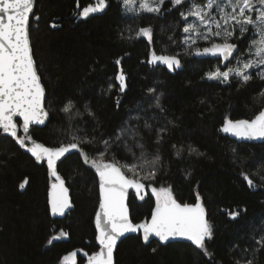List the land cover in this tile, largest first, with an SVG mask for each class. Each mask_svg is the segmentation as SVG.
Returning a JSON list of instances; mask_svg holds the SVG:
<instances>
[{
	"label": "trees",
	"instance_id": "16d2710c",
	"mask_svg": "<svg viewBox=\"0 0 264 264\" xmlns=\"http://www.w3.org/2000/svg\"><path fill=\"white\" fill-rule=\"evenodd\" d=\"M35 1L29 37L46 91L49 121L42 129L33 128L32 137L47 147L67 144L73 133L83 135L76 130L79 124L97 140L108 138L139 113L141 123L146 118L153 125L145 142L150 152L158 149L160 163L157 177L143 181L149 194L141 201L130 195L132 222L150 219L156 203L152 187H169L178 203H201L213 228L212 238L206 241L211 256L191 242L144 245L139 236H130L117 247L114 264H236L237 259L251 258L253 250H257L254 264H264V249L256 243L264 236V180L260 178L264 168L253 165L254 159L264 158V143L239 144L220 132L227 119H252L258 113L264 97L257 93L264 81L254 78L241 87L235 80H208L207 73L217 67L227 69L219 60L193 57L195 47L209 45L201 40L188 48L184 22L176 10L160 17H133L125 15L118 0H107L109 7L103 15L77 21L90 0ZM148 27L153 33L151 42L137 35L139 29ZM234 42L242 47L240 40ZM153 52L176 56L181 66L171 71L149 63ZM121 71L126 78L123 93L115 79ZM109 85H113L111 90ZM149 89L155 92L149 94ZM155 96L163 111L155 107ZM69 100L76 109L66 116L61 108ZM85 108L95 114V120L85 114L86 123L81 122L75 113L84 114ZM165 127L163 143L155 144L156 131ZM189 146L203 155H189ZM80 147L90 158H100L96 146L85 143ZM232 148L238 150V158ZM112 158L109 152L105 161ZM116 158L126 162L119 150ZM58 171L71 192L73 211L63 220H52L47 169L0 134V264H63L64 257L74 252L75 264H83L98 251L97 177L77 155L64 160ZM256 171L260 175H254ZM244 174L255 187L248 186ZM233 212L238 213L236 219L230 216ZM62 232L66 235L61 236ZM53 236L60 238L49 243Z\"/></svg>",
	"mask_w": 264,
	"mask_h": 264
},
{
	"label": "snow or ice",
	"instance_id": "6c2138e0",
	"mask_svg": "<svg viewBox=\"0 0 264 264\" xmlns=\"http://www.w3.org/2000/svg\"><path fill=\"white\" fill-rule=\"evenodd\" d=\"M119 2L125 15L133 17L144 14L160 17L167 12L178 11L181 21L184 22L182 31L186 34L184 43L188 48L191 50L192 46L201 40L209 45L195 47L192 54L218 57L219 63L224 64L227 69L221 70L217 67L215 71L207 73L208 80L221 83H231L235 80L241 87L248 85L254 78L264 81V0H119ZM34 6L35 0H0V134L13 138L21 148H26L37 162L46 161L50 176L54 177L49 193L52 214L63 215L71 206L68 189L57 172V162L71 150L80 151V145L92 144L99 151L100 158L90 160L86 153L83 158L85 162L90 160V166L99 176L100 204L96 214V229L100 249L88 257V264H113V252L119 238L125 233L140 231L145 243L153 236L165 243L183 239L190 241L206 256H211L206 241L212 238L213 228L206 219L204 207L199 202L195 205L178 203L169 187H152L151 192L156 203L150 221L134 224L130 220L126 204L129 189L134 190L141 200L144 199L143 181L154 180L157 177L160 163L158 149L154 153L150 152L145 142L146 133L150 135L153 132V125L146 118L141 123L142 117L139 113L131 115L108 138L101 136L97 140L78 124L75 126L76 130L83 132V135L77 136L73 133L71 141L67 144L46 147L32 140L31 126L44 125L49 115L44 106L45 88L38 75L30 47V16L34 15ZM105 7L106 0H98L96 6L85 7L79 15L87 18L89 14L99 12ZM137 35L151 42L152 29L141 28ZM235 40H240L242 47H238ZM151 56L149 63L161 62L170 70L181 66L176 56H158L155 52ZM116 64H120V61L117 60ZM115 79L119 82V91L123 93L126 90L123 71ZM112 87L113 85H109V90ZM148 92L152 94L155 89H149ZM257 96L264 97V84L261 85V91ZM154 99L155 107L163 111L159 96H155ZM74 109L75 103L69 100L62 106L61 111L67 116L72 114ZM75 114L81 117L82 123H86L83 121L85 114L95 120V114L87 108L84 114L79 110H76ZM15 118L22 120L19 127ZM20 128L23 135H18ZM221 131L238 140L264 141V105L252 119L235 121L227 119ZM165 132L166 127L156 131L155 144L163 143ZM27 142H31V147H27ZM117 150L126 157L125 163L116 158ZM109 152L113 153V158L111 162H106L105 157ZM232 152L234 157H239L236 148H232ZM176 154L181 155V151L178 150ZM188 154L203 155L192 146H189ZM127 159L131 162H127ZM253 165L264 168V158L254 159ZM253 174L260 175V172L256 171ZM260 178L264 180V176ZM244 179L249 187L256 186L247 174H244ZM20 187L23 188L24 184ZM230 216L236 219L238 213H230ZM60 235L66 234L62 232ZM59 238L53 236L52 240ZM52 240L49 243H52ZM256 243L264 249V236ZM256 251L253 250L251 258L237 259L236 264H254ZM75 256V252L65 256V264H75Z\"/></svg>",
	"mask_w": 264,
	"mask_h": 264
},
{
	"label": "water",
	"instance_id": "95a60500",
	"mask_svg": "<svg viewBox=\"0 0 264 264\" xmlns=\"http://www.w3.org/2000/svg\"><path fill=\"white\" fill-rule=\"evenodd\" d=\"M97 2H98V0H90V4L87 5L86 7H89V6H96ZM35 5H36V1H35ZM108 7H109V2L106 0V7H105L103 10H101V11H99V12L91 13V14H89V16H88L87 18H83V17H81V16L78 14L77 21H86V20H88V19H90V18H93V17H96V16H101V15H103V14L107 11ZM84 8H85V7H84ZM84 8H82V9L79 11V13L82 12ZM34 11H35V6H34V9H33V12H34ZM32 17H33V15L30 16V21H31V18H32ZM29 28H30V27H29ZM55 28H58V27H55ZM30 47H31V42H30ZM31 52H32V48H31ZM32 56H33V54H32ZM193 57H194V58H206V59H210V60H219L218 57H213V56H210V55H205V56H196V55H193ZM223 65H224V64H223ZM38 75H39V74H38ZM41 83H42V82H41ZM42 85H43V84H42ZM43 87H44V86H43ZM45 99H46V91H45ZM44 106H45V104H44ZM45 108H46V106H45ZM46 110H47V109H46ZM48 113H49V112H48ZM15 119L18 121V127H19V125L22 124V120H20V118H15ZM48 121H49V115H48V117H47L46 122H45L44 125H33V126H31V128H30V136H31L32 140H34L36 143H41V142L35 140V139L32 137V135H31V131H32V129H33V128L42 129V128H44V127L46 126V124L48 123ZM222 127H223V126H222ZM222 127H221V128H222ZM220 132H221L224 136L228 137L230 140H233V141H235V142H237V143H239V144L244 143V144H252V145H256V144H262V143H264V141H259V140H254V141H243V140H238L236 137H233V136H231L230 134L223 133V132L221 131V129H220ZM18 135H23L22 128H20V130L18 131ZM2 136L7 137V138H10V139L14 142V144L17 146V148H18L22 153L28 155V156H29V157L35 162V164L40 165V166H41V165H44L45 168L47 169V173H48V177H49V185H48V191H47V203H48L49 215H50V217H51L52 220H63V219H65V218H66V217H67V216L73 211V203H72V198H71V192H70L69 188L67 187L64 178L60 175V173H59V171H58V167H59V165H60L64 160H66L68 157H70V156H72V155H77V156H79L82 165H83L86 169H88L89 171L93 172V173L96 175V177H97V181H98V195H99V204H100L99 176H98L97 173L95 172V169L92 168V167L90 166V160H91L92 158L89 157V158H90L89 162H85V160H84V158H83V155L85 154V152L81 149V147H80V149H81L80 151H77V150H71L69 153H66V154H65V157H62L61 160H59V161L57 162V172H58V174L60 175L61 179L64 181V186L68 189V198H69V202H70V205H71V206L65 210V212H64L63 215H53L52 212H51L50 204H49V193H50V191H51V185H52V183L54 182V177H51V176H50V173H49L48 168H47V163H46V161L37 162V161L35 160V158L31 155V153L28 152V151L26 150V148H21L20 145H19V144L13 139V138L7 136L6 134H2ZM41 144H43V143H41ZM43 145H44V144H43ZM27 147H31V142H27ZM46 147H47V146H46ZM131 194H133V195L135 196L136 199H138V200L141 201V199H140L138 196H136L135 191L132 190V189H129L128 197H127V200H126V204H127V206H128V209H129V205H128V203H129V198H130V195H131ZM148 194H149V190H148L147 185L145 184V188H144V190H143V192H142V195H143L144 198H145ZM98 211H99V206H98ZM98 211H97V212H98ZM129 217H130V220H131L130 209H129ZM150 220H151V217H150V219H149L148 221H150ZM131 221H132V220H131ZM132 223H133V222H132ZM134 224H135V223H134ZM137 224H140V223H137ZM95 225H96V218H95ZM96 230H97V229H96ZM97 236H98V232H97ZM130 236H139V237L141 238V240H142V242H143L144 245H147V244H149V243H151V242H153V241H156V242L160 243L161 245H167V244L178 243V242H182V243H184V242H190V241H186V240H183V239H175V240H171V241L165 243V242H161V241H159V238H158V237H154V236H153V237H150V238H149V241H148L147 243H145V242L143 241V238H142V231H140V232H132V233H125V235L122 236V237H120L119 240H118L117 243H116V247H115L114 252H113V264H114L115 252H116V250H117V247L120 245L121 242H123L125 239H127V238L130 237ZM56 241H57V240H53L52 243H53V242H56ZM97 245H98V247H99V248H98V251H99V249H100V245H99L98 241H97ZM94 254H95V253H94ZM94 254H93V255H94ZM83 264H88V258L86 259V261H85Z\"/></svg>",
	"mask_w": 264,
	"mask_h": 264
},
{
	"label": "rangeland",
	"instance_id": "374dc122",
	"mask_svg": "<svg viewBox=\"0 0 264 264\" xmlns=\"http://www.w3.org/2000/svg\"><path fill=\"white\" fill-rule=\"evenodd\" d=\"M119 1V0H118ZM153 64H160V65H163V66H165V67H167V65H165V64H163V63H161V62H156V63H153ZM168 68V67H167ZM169 69V68H168ZM174 69H178V68H174ZM174 69H172V70H174ZM170 70V69H169ZM171 70V71H172ZM211 81H215V80H211ZM219 82V81H218ZM152 189V188H151ZM151 189H150V193H151V195H152V192H151ZM153 196V195H152ZM154 197V196H153ZM154 199H155V197H154ZM74 260H75V258H74ZM62 263L63 264H65V261L63 260L62 261Z\"/></svg>",
	"mask_w": 264,
	"mask_h": 264
}]
</instances>
